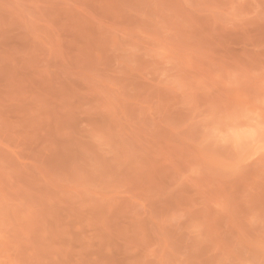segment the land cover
Masks as SVG:
<instances>
[{
  "label": "rangeland",
  "instance_id": "1",
  "mask_svg": "<svg viewBox=\"0 0 264 264\" xmlns=\"http://www.w3.org/2000/svg\"><path fill=\"white\" fill-rule=\"evenodd\" d=\"M0 264H264V0H0Z\"/></svg>",
  "mask_w": 264,
  "mask_h": 264
}]
</instances>
